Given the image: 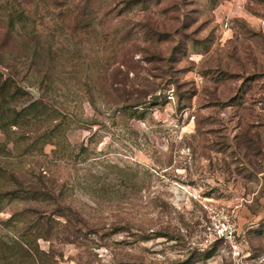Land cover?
I'll use <instances>...</instances> for the list:
<instances>
[{
    "label": "rangeland",
    "instance_id": "1",
    "mask_svg": "<svg viewBox=\"0 0 264 264\" xmlns=\"http://www.w3.org/2000/svg\"><path fill=\"white\" fill-rule=\"evenodd\" d=\"M0 71L45 111L0 131V190L47 192L0 201L2 239L44 264H264V0H0Z\"/></svg>",
    "mask_w": 264,
    "mask_h": 264
},
{
    "label": "trees",
    "instance_id": "2",
    "mask_svg": "<svg viewBox=\"0 0 264 264\" xmlns=\"http://www.w3.org/2000/svg\"><path fill=\"white\" fill-rule=\"evenodd\" d=\"M11 25H13L12 22ZM24 93H26L24 88L12 76H6L0 71V131L6 133L12 126L21 124V121L26 123L30 122L31 118L28 117L29 115H32L35 120H39L41 119V115L45 113L37 101L22 102L21 99H23ZM124 93L122 101H120L122 102V107L130 108L131 114L135 115L138 111L136 107L146 102V95L132 98V96H129L131 95L130 92L125 91ZM18 103L21 104L18 105ZM6 146V142H0V151L1 149L5 151ZM16 181L17 186L8 187L2 191L0 190V201L3 198H9L10 200H37L39 194L43 195L47 193L43 190L33 188V184L24 185L23 182ZM15 217L11 216L7 222L14 220ZM36 220L33 227L35 232L40 234L39 231L43 224H40V219ZM19 235L21 237L14 234V237L10 238V240H4L0 235V257L8 253V257L17 260L21 255L20 251H22L20 257L25 264H44L43 255H46V252L39 248L37 240L33 241L28 236H24L25 234ZM40 237L42 236H38V238Z\"/></svg>",
    "mask_w": 264,
    "mask_h": 264
},
{
    "label": "built area",
    "instance_id": "3",
    "mask_svg": "<svg viewBox=\"0 0 264 264\" xmlns=\"http://www.w3.org/2000/svg\"><path fill=\"white\" fill-rule=\"evenodd\" d=\"M217 231L220 238L231 240L234 237V229L229 224H223L222 227L218 228ZM232 247H233V252L235 254L240 253L239 246L236 242H233Z\"/></svg>",
    "mask_w": 264,
    "mask_h": 264
}]
</instances>
